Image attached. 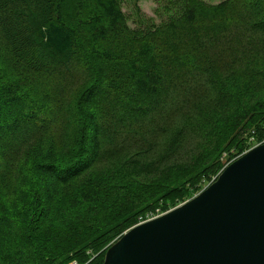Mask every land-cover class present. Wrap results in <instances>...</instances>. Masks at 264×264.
Instances as JSON below:
<instances>
[{"label":"trees","instance_id":"1","mask_svg":"<svg viewBox=\"0 0 264 264\" xmlns=\"http://www.w3.org/2000/svg\"><path fill=\"white\" fill-rule=\"evenodd\" d=\"M249 1L239 18L193 4L130 30L120 0H0V264H102V248L264 143V0ZM18 65L46 75L3 76ZM125 148L135 168L92 179Z\"/></svg>","mask_w":264,"mask_h":264},{"label":"water","instance_id":"2","mask_svg":"<svg viewBox=\"0 0 264 264\" xmlns=\"http://www.w3.org/2000/svg\"><path fill=\"white\" fill-rule=\"evenodd\" d=\"M103 264H264V143L191 199L125 231Z\"/></svg>","mask_w":264,"mask_h":264},{"label":"rangeland","instance_id":"3","mask_svg":"<svg viewBox=\"0 0 264 264\" xmlns=\"http://www.w3.org/2000/svg\"><path fill=\"white\" fill-rule=\"evenodd\" d=\"M225 1L228 2L227 11L222 13L220 11H213L211 14L210 8L215 7L216 5H219ZM9 2L12 4L11 8L15 7V5H13L12 3V0H9ZM193 4H196L198 7V17L195 16L196 18H239L238 15L242 14L244 10L243 5H241L240 3V0H137L136 4L132 0H120V9L124 15V18H127V23L130 30H136L139 28H145V27L147 28L152 25L159 26L161 22L164 21L163 18H185L184 14L189 9L188 7ZM247 11H249L250 13V15H248L247 18H251L252 16L254 17L256 15L250 11L249 6L247 7ZM263 12H264V7H263ZM1 14L3 15V18H5L4 15L6 14V7L4 5L2 6ZM137 18H142L143 24L140 25L137 21ZM15 71L16 72H10L9 69H7L5 70V72H3V76L5 78H11L15 74V77L19 78L20 80L24 77H28L31 81L36 82L42 79V77H45L46 75L44 70H40L33 66H26V65H18V68H16ZM50 77L52 78V80H55L53 76L50 75ZM127 90L128 87L125 89V92ZM52 100L49 104L51 106H52L51 104ZM53 106H55V104H53ZM59 112L60 110L59 108H57L54 110V112L45 116V118L49 119L50 117H52L51 118L52 120L58 121L59 119H61V117L58 115ZM107 119L109 120L111 118H107ZM111 125L114 127L112 123ZM32 128L33 126L31 127V131ZM106 132L109 133L110 131H106ZM174 132H175V127L169 128V131L166 135L172 134ZM50 133L54 134L56 137L59 136V132L49 131V132L41 133L38 138H41L42 136L45 137L52 136ZM114 133L117 134L116 131H114ZM166 135H164L163 137H165ZM174 139L176 140V142L182 140L179 137H176ZM159 142L160 144L163 143L171 144V140L169 137L163 138ZM30 143H35L36 145L38 144V142L34 139L31 140ZM186 145L187 143L179 145L177 151L183 152L185 149L188 148V146ZM124 150L125 152L122 154L115 153L113 156H106V157L104 156V158H102L101 161L99 162L98 166L95 167V170L92 173L94 175V177L92 176V179L121 180L120 175L127 173L126 171L124 172L121 171L123 168L125 169L135 168L136 165L130 159L128 161L122 162L123 159H128L133 154V152H129L126 148ZM145 175L149 178L154 176V174L151 173L150 171H148V173H146ZM139 208H143V206H140ZM110 246H107L106 249L102 248L98 252L100 254L104 252L103 260H104L105 252ZM69 264H76V262L72 260V262H69Z\"/></svg>","mask_w":264,"mask_h":264},{"label":"built area","instance_id":"4","mask_svg":"<svg viewBox=\"0 0 264 264\" xmlns=\"http://www.w3.org/2000/svg\"><path fill=\"white\" fill-rule=\"evenodd\" d=\"M217 176L213 177L212 180L205 187H207L209 184H211L213 181H215V179L217 178Z\"/></svg>","mask_w":264,"mask_h":264}]
</instances>
